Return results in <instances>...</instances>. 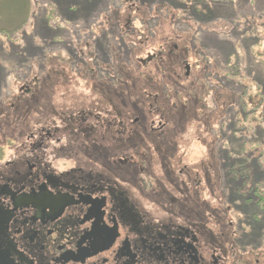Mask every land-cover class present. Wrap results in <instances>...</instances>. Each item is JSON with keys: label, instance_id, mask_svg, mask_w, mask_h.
Instances as JSON below:
<instances>
[{"label": "rangeland", "instance_id": "obj_1", "mask_svg": "<svg viewBox=\"0 0 264 264\" xmlns=\"http://www.w3.org/2000/svg\"><path fill=\"white\" fill-rule=\"evenodd\" d=\"M122 1L124 4L130 5L128 6L130 7L129 12L125 13L123 9L121 10L123 13L113 15L109 20L106 17L110 15L107 13V16L101 15L103 10H107V4L109 7L119 8ZM30 2L32 10L37 15L31 16L24 37L19 38L15 35L12 44H8L5 36L0 37L3 42L0 47V112L6 114L7 120L6 131L2 128L3 132L0 134L1 137L6 138L4 142H11L10 137L13 135L10 134V128L14 126L34 128L36 119L50 120L51 118L61 125L58 122L60 112L73 113L78 112L81 108H91V106L109 110H113L115 107L124 121H128L130 124L134 119L139 121L131 126L134 139L129 141L126 135H119V148L112 153L106 150L111 156L109 158L117 156L123 159L130 154H135L136 157H140L142 153L154 154L157 152L156 143H178L175 155L178 156V160H182V165H186L189 169L182 173L183 181H186L190 175L196 174L202 181L201 187L204 188L203 191H200L199 197L178 198V206L196 207L198 203L210 205L216 211L213 220H211L216 232L217 230L227 232L233 239L238 238L240 252L243 254L244 250L252 252L251 256H246L248 262H254L260 255L264 258V223L256 224L250 219L246 210L238 204L236 199L232 198L233 192L229 184L225 180H219V173L216 169H213L209 178L207 175L210 172L205 171L208 164H213L210 150L215 145H212V135L214 139L218 140L216 145L220 148V160L224 158L222 146L229 141V133L227 134L226 130L222 133L217 121L221 116L220 110L226 111L225 116L228 117L235 114L237 108H233L234 93H238L240 88L235 84H225L222 80V72L227 73L228 68H225L223 63L221 46L218 47L219 49L217 47L206 49L204 46L205 38L210 37L212 40L213 37L220 41L223 40L225 44L234 41L237 38V33L231 32L232 19L238 22L240 30L244 28L247 21H255L252 33L259 36L258 45L253 46L255 47L253 52L249 50L250 43L243 45L240 48V58L242 57L243 66H249L253 72L257 71L256 69L259 67L257 76L263 81L254 76L264 82V64H262L264 63V0H143L142 2L139 0H30ZM51 7H54L55 10L51 21H60V27H67L62 33L54 32V24H51V28H49L44 23ZM191 8L198 9L193 18L189 17ZM0 11V16L7 15L3 7ZM260 14H262L261 17H259ZM225 16L230 19L224 18ZM217 17L231 22L219 23L220 20ZM259 18L260 20H258ZM89 26L92 27L89 28ZM149 27L157 28V31L154 30L156 37L148 35ZM54 33L60 35L58 44L51 42ZM209 35L211 36L209 37ZM117 37L118 39H116ZM242 40L245 41V39ZM131 41L138 44L139 50L136 51V59L144 61L147 66L144 71L142 69L138 71L140 66L131 62L120 67L118 78L120 82L112 84L110 82L112 80L111 69L113 66L122 65V63L118 57L111 54L108 48H118L121 42H124L123 44H128L131 49L133 48ZM148 41L149 44H144L139 48V44ZM238 42L242 41L238 40ZM170 45L178 47L177 49L181 51L186 49V61L181 65L168 66V72L164 75V82H162L167 85L168 94H160L161 97L155 101V108L152 109L148 95L152 87L149 82L143 81L144 78L142 79L141 76L147 79V73L150 70L153 77L152 69L156 66L148 64L150 56L160 51L166 53L165 50ZM93 48H97L98 66H102L104 70L102 78L108 79V81L103 80L100 84L96 83V86L95 82L91 85L86 83L82 79L83 76L76 72L80 64L77 62L79 59H86L89 64H94L89 61L91 55L88 54ZM76 50L79 51L78 57L75 54ZM118 50L121 51V47ZM254 53L255 57L252 56ZM259 57L262 63L258 64ZM169 59L167 58L170 63ZM132 60L134 59L132 58ZM130 64L133 71L128 76L127 68L130 67ZM187 64L190 67L189 77H186L184 66ZM43 67H45L44 70H42ZM138 73L140 74L138 75ZM241 73L245 75V71ZM185 78L201 87L203 101L195 104L190 102L188 105L181 106L182 103L175 102L169 95L171 90L169 84H178L175 79L184 83ZM133 82L135 83L133 84ZM39 84L41 87L35 91L33 86ZM222 85L229 91L222 89ZM250 87L248 95L255 92V87L252 85ZM25 90L26 94H29L28 96L25 95ZM31 93L34 94V98L33 96L29 97ZM20 96H24V101H19ZM149 105L151 110L157 109L160 113L166 112L167 126L171 129L165 136L153 135L150 132L151 122L155 121L154 126H156L159 119L156 117L157 115L148 114ZM183 110L187 113L184 114ZM203 110L211 119L212 134L204 129V121H201L204 118L197 120L198 117H201ZM170 112L172 115L169 114ZM1 141L3 140L1 139ZM5 152L7 151L5 150ZM157 153L160 155V151ZM8 155L6 153V158ZM155 163L158 162L155 160L150 164V169L158 170ZM138 168L137 166L134 169L123 167L119 169V172L124 169V172L120 173H124L126 178L134 181V190L145 199L143 202L146 207L168 208L170 203L167 196V200L165 197L160 200L154 198L156 194H152V197H145L146 193H138L143 190L141 182L143 176H139ZM147 170H149V166ZM207 179L213 180V188H207ZM188 186L191 190L189 183ZM165 190L170 191L171 189L167 186ZM209 190H212L213 193L211 194ZM230 222L233 225L228 232ZM261 257L259 258L261 259Z\"/></svg>", "mask_w": 264, "mask_h": 264}, {"label": "flooded vegetation", "instance_id": "obj_2", "mask_svg": "<svg viewBox=\"0 0 264 264\" xmlns=\"http://www.w3.org/2000/svg\"><path fill=\"white\" fill-rule=\"evenodd\" d=\"M118 49L108 48L115 57ZM88 54L94 64L81 59L76 72L90 85L108 81L102 78L104 70L98 66L97 48ZM184 66L189 77L190 67ZM111 70L110 82L115 84L116 71ZM127 70H133L131 64ZM33 87L36 91L41 86ZM19 99L24 101V96ZM149 107L148 114L159 119L156 126L155 121L151 122L150 132L165 136L171 129L166 112ZM5 115L0 112V134L2 128L6 131ZM138 121H124L115 107L109 110L91 106L73 113L60 112L61 125L50 118L34 120L31 129L14 126L10 128L13 136L9 143L0 136L2 260L13 264H264L261 255V259L248 262L246 256L252 252L241 253L238 238L216 232L211 222L216 212L213 207L204 203L178 206V198L199 197L204 189L196 174L183 181L182 173L189 169L175 155L178 143H156L160 155L156 152L109 158L106 150L112 153L119 148V135L134 139L131 126ZM209 131L212 134L213 128ZM155 160L158 170L150 169ZM212 162L205 169L210 172L207 178L217 166L214 159ZM135 166L143 176V190L138 193H146L145 197L156 194L154 198L160 200H167V196L168 208L146 207L145 199L134 190V181L120 173L124 169L119 172L123 167ZM206 184L213 188V180L207 179ZM167 186L170 191L165 190ZM232 225L230 222L228 232Z\"/></svg>", "mask_w": 264, "mask_h": 264}, {"label": "trees", "instance_id": "obj_3", "mask_svg": "<svg viewBox=\"0 0 264 264\" xmlns=\"http://www.w3.org/2000/svg\"><path fill=\"white\" fill-rule=\"evenodd\" d=\"M142 2L143 0H139ZM225 1V0H223ZM220 2V1H219ZM221 4V3H220ZM224 4V3H223ZM36 6V5H35ZM74 6V5H73ZM107 12L103 10L101 12V15L106 13L110 16L121 14V10H123L125 13L130 11L129 4H124L122 1L120 3L119 8H113L109 7L108 4L106 5ZM3 7L6 10L7 15L4 17L0 16V37L5 36L8 44H12V41L15 38V35L19 38H23L24 34L26 33V28L29 26V20L32 15L36 16L37 13H34L32 10L31 2L30 0H0V9ZM38 7V6H37ZM72 8V6H71ZM128 8V10H127ZM127 10V11H126ZM198 9L197 8H191L189 17L193 18L195 17ZM54 7H51L48 12V16L45 17V25L49 28L51 24H54L55 30L54 32H64L67 27H60V21H51V18H53L54 15ZM1 13V11H0ZM107 16V15H106ZM235 16H238V14H235ZM221 17V16H220ZM220 17H217L219 23L222 22L225 23L226 20L219 19ZM230 19L228 16H225L224 18ZM205 20V19H204ZM53 22V23H52ZM231 22V21H226ZM232 26H231V32L237 33V38L232 41L231 43L225 44L223 40H219L218 38L215 39L213 37V40L211 39V35H209L210 38L205 39L204 46L206 49L209 48H215L220 47L223 49V63L225 68H228V72L225 73L223 70L222 72V80H224L225 84L229 85H236L240 90H238V93H234L235 95V104L233 105V108H237L235 111V114L232 117L225 116L226 111L220 110V117L218 118L217 124L218 127L221 128L222 133L226 130L227 134L229 133V141L225 142L224 146H222V152L224 155V158L220 160V148L217 147V139H214L213 142L215 146L212 147L211 152V158L216 160L217 166L216 170H218L219 180H225L227 182L233 192L232 198L236 199L238 201V204L242 206L246 213L249 215L250 219L253 220L256 224L264 223V82L262 78L257 76V72L260 69L257 64L256 66L258 69L257 71L253 72V70H250L249 66L244 67L241 63L240 58V48L243 47V45H247V43H250L251 47H249L252 52L254 51L255 47L257 46L259 41V36L254 35L253 32V22H247L246 25H244V28L242 30L239 29V24L236 22L235 19H232ZM93 24V23H92ZM112 25L114 23H111ZM205 25H208L209 23H203ZM92 26H89V28ZM95 27V26H94ZM111 29V27H110ZM114 29V28H113ZM154 30L157 31V28L153 29V27H149V36L156 37ZM54 33L51 42L54 44H58L60 41V35H56ZM130 33V32H129ZM127 33V34H129ZM255 38V40H254ZM242 39H245L243 42ZM253 39V40H252ZM238 40H241L242 42H238ZM122 41V40H121ZM253 41V43H252ZM124 43V42H123ZM121 42L120 46L121 51L118 54V58L120 59L121 64L118 66H113V69L116 71V76L114 79L116 82L118 81V78L120 76V67L126 66L128 63H134L136 65H139L138 71H141V69L144 71L146 68L144 61H139L136 59L137 53L136 51L139 50L137 48V45L134 44L131 41V46L133 48H129L128 44H123ZM144 44H149L148 42H143L140 45L144 46ZM3 45V42L0 38V47ZM249 45V46H250ZM209 47V48H208ZM81 49V46L79 47ZM219 49V48H218ZM166 53L163 51H160L158 53L152 54L150 56V62L152 65L155 64L156 68L152 69V75L150 74V70L147 73V79L143 76L141 78L143 81H147L150 83L152 89L149 95L150 102L153 105L155 104V101H157L161 95H167L168 89L166 84H162L164 82L163 78L166 72H168V66L169 65H181L183 61H186V53L187 50L183 49L181 50H175L174 46H169L165 50ZM76 56L78 57V52L75 51ZM134 53V55H133ZM136 53V54H135ZM255 53L252 54L253 57H255ZM76 57V58H77ZM132 58L134 60H132ZM167 58H170V63L168 62ZM136 60V61H135ZM258 64L262 63L260 60V57L257 59ZM123 61V62H122ZM77 62H82L80 59ZM264 64V63H262ZM263 66V65H262ZM45 67H43L42 70H44ZM128 69V68H127ZM264 69V68H263ZM136 70V69H135ZM128 76L132 73V71L127 70ZM245 71V75L241 72ZM141 73V72H140ZM138 73V75L140 74ZM257 76L261 81H259ZM132 79V78H130ZM178 79V78H177ZM129 80V78H127ZM185 82L181 83L179 80L178 84H169L170 87V96L176 101H179V103H182L181 106L188 105L190 102L198 103L203 101V96L201 94V87L197 85L196 83H193V81H188V78H185ZM132 81V80H131ZM122 82V81H121ZM245 82V83H243ZM250 82V83H249ZM135 82H133L134 84ZM180 83V84H179ZM188 83V84H187ZM245 86H241V85ZM250 85L255 87V92L253 94L248 95V89H250ZM224 86L222 85V89ZM153 91V92H152ZM161 94V95H160ZM262 97V98H261ZM178 98V100H177ZM192 105V104H191ZM254 106V107H253ZM155 107V106H154ZM204 109V107H202ZM226 108V107H225ZM184 111V110H183ZM187 112L184 111V114ZM199 118H204L201 121H204V129L208 133L210 132L209 129L213 128V125L211 123V119L208 116V114L205 113L203 110L201 117H198L197 120H200ZM206 118V119H205ZM207 120V121H206ZM206 121V122H205ZM211 133V132H210Z\"/></svg>", "mask_w": 264, "mask_h": 264}, {"label": "water", "instance_id": "obj_4", "mask_svg": "<svg viewBox=\"0 0 264 264\" xmlns=\"http://www.w3.org/2000/svg\"><path fill=\"white\" fill-rule=\"evenodd\" d=\"M0 264H13L11 261L9 260H2V257H1V253H0Z\"/></svg>", "mask_w": 264, "mask_h": 264}]
</instances>
